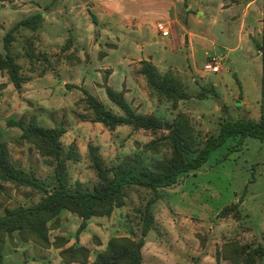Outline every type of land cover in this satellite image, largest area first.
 <instances>
[{
  "label": "rangeland",
  "instance_id": "obj_1",
  "mask_svg": "<svg viewBox=\"0 0 264 264\" xmlns=\"http://www.w3.org/2000/svg\"><path fill=\"white\" fill-rule=\"evenodd\" d=\"M93 1L16 0L0 3V39L2 32L5 35L21 20L43 10L47 14L38 32L22 29L12 48V53L24 66L23 73L31 76V84L17 90L9 77L0 72V140L7 143L12 159L19 167L34 172L42 180L52 177V168L32 146L16 142L22 131L8 128L9 119H23L28 123L35 117L48 128L61 124L67 127L68 132L63 138L65 151L76 140L80 154L79 161L69 165L72 186L76 181H81L91 189L95 183V173L88 158V145L92 142L101 147L100 153L107 162L125 161L140 154L136 142L146 144L151 141L154 138L152 132H133L126 127L118 133H108L102 124L89 121L91 113L85 110L83 103L78 102L84 98L82 90L85 89L100 101L110 104L102 87L110 71L102 68L107 66L116 71L117 75L110 85L112 89L120 91L126 63L148 55L155 61L162 59L159 65L161 69L177 74L191 98L180 102L179 108L174 109L171 103L160 100L148 85L143 86L145 83L138 82L137 88L143 99L136 98L133 93L129 97L133 102L144 100L146 104H141L139 109L147 112L145 114H155L164 121L172 122L177 113H186L192 118L197 132H200L201 142L211 135H217L226 120L260 119L261 58L245 73L244 68L238 69L222 61L223 71L219 74L184 75L182 73L185 71L201 69L202 53L198 55L200 65L196 67L192 65V60H188L189 50L186 46L170 44L168 39L158 35L143 38L130 30H124L123 36L114 31L115 36L120 37L118 47L114 48L116 39L104 42L107 39L101 35L103 26L99 21L95 24L90 16L89 7L95 4ZM55 10V13H51ZM92 24L97 30L94 44L84 40L86 35L78 41L75 30L86 34ZM114 26L111 23V27ZM39 30H53L48 31L50 43L47 38L43 40ZM71 36L75 38L77 49L64 53L61 47ZM100 41L106 43V47L103 45L98 49L96 44ZM29 42L33 44L30 48ZM32 48L36 56L34 63H30L25 54L26 50ZM106 49H109V54L105 57ZM4 52L1 41L0 53ZM70 54H75L80 62L68 60ZM136 65L141 66V62L133 64ZM43 70L46 73H42ZM138 70L136 74L140 76ZM43 77L45 79L38 84V79ZM56 79L58 86L54 85ZM63 81L76 87H64ZM213 86V92H206L204 99L199 97L203 88ZM48 94V99L44 98ZM43 100L54 112L39 108ZM218 100L224 102L222 106H218ZM113 108V111L120 112L116 106L113 105ZM142 157L144 161L156 160L152 155ZM163 193L164 198L154 207L157 223L143 249L144 264H232L218 257L220 247L226 241L239 240L252 246L264 244V143L260 140L249 137L239 145L238 138L229 139L211 154L203 170L187 175L180 186L166 189ZM150 196L145 190L141 195H133L128 206L115 209L110 217L97 221L94 227L99 231L83 232L78 240L75 233L82 219L64 210L60 215V226L51 231V239L69 237L68 246L80 244L89 248L92 263L100 250L97 240L103 243L113 236H130V220L134 216L132 210L142 202L146 203ZM40 198L38 192L0 184V216L20 204L31 205ZM232 203L240 205V221L235 217L220 216V211ZM47 250L33 242L25 243L14 234L13 243L8 240L5 246V264H63L59 250ZM257 264H264V260Z\"/></svg>",
  "mask_w": 264,
  "mask_h": 264
},
{
  "label": "trees",
  "instance_id": "obj_2",
  "mask_svg": "<svg viewBox=\"0 0 264 264\" xmlns=\"http://www.w3.org/2000/svg\"><path fill=\"white\" fill-rule=\"evenodd\" d=\"M14 1L16 0H0V3ZM261 1L264 13V0ZM45 13L43 10L21 20L3 37L5 52L0 53V72L9 77L17 90L27 84L30 77L24 75V66L12 53L13 45L22 29L37 32L44 23ZM92 17L96 24V18ZM32 46L29 42L28 47ZM258 48L261 52L263 71L260 119L226 120L217 135H211L203 142L200 141L201 134L195 129L188 114L179 112L172 122H167L155 114L140 113L127 100L125 90L116 91L109 86L108 77H105L102 87L109 101L120 113L114 112L83 89L84 98L78 104L83 103L85 110L91 113L90 122L100 123L109 131L128 126L135 132L144 130L154 135L146 144L136 142L140 154L125 161L107 162L100 149L90 143L88 158L95 173V183L91 189L86 188L81 181H76L73 186L70 184L69 165L71 162H78L80 154L76 142H72L68 151H65L63 138L67 128L64 124L48 128L41 125L35 117L28 123L23 119H9L8 128H19L22 131L16 142L32 146L52 168V177L42 180L34 172L19 167L13 161L7 143L0 140V184H9L16 189H28L41 195V198L31 205L20 204L0 216V264H5V246L8 240L13 243L14 234L25 243L33 242L44 249L59 250L63 264H144L143 249L149 233L156 227L154 207L164 198L163 191L180 186L187 175L203 170L211 154L231 138H238L239 145L249 137L264 143V14L262 41ZM73 49L76 50L77 47L75 38L71 36L61 47V51L65 53ZM25 54L30 63L35 62L33 48L26 50ZM67 59L80 62L75 54L68 55ZM42 73L46 71L43 70ZM138 73L145 77L148 87L158 98L171 103L174 109L179 108L180 102L191 98L177 74H162L150 61L143 60ZM66 85L68 88L76 87ZM213 90L214 87H205L199 97L204 99L206 92L211 93ZM168 125L172 128L169 129ZM147 155L154 156L156 160L144 161L142 156ZM144 190L151 196L146 203L142 202L132 210L134 216L130 220V236L111 237L104 251L98 253L92 263L89 248L79 244L68 246L69 237L58 236L52 241L51 231L60 226V215L64 210L82 219L75 233L78 240L91 218L110 217L115 209L128 206L133 195H141ZM220 216H231L240 221V205L232 203L225 206L220 211ZM97 245H102L99 240ZM218 257L232 264H257L264 260V244L252 246L239 240L226 241L220 247Z\"/></svg>",
  "mask_w": 264,
  "mask_h": 264
},
{
  "label": "crops",
  "instance_id": "obj_3",
  "mask_svg": "<svg viewBox=\"0 0 264 264\" xmlns=\"http://www.w3.org/2000/svg\"><path fill=\"white\" fill-rule=\"evenodd\" d=\"M93 2L95 4L92 3L91 7H89L90 16H94L99 21V24L103 26L101 35L103 39H107L104 42L116 39V46L114 48L118 47L120 40L119 35L115 36L114 31L116 30L118 34L123 36L124 30H130V32L132 31L143 38H148L150 35H158L162 39H168L170 44L180 43L186 46L189 50L188 60H192V65L196 67L200 65L198 55L202 53L204 58L200 65L201 69L196 71L195 68L197 74L192 70L183 72L182 74L184 75L189 76L194 74L200 76L204 63L213 56L222 59L227 64L236 66L238 69L244 68V73L261 58V52L258 48L262 41L263 30L264 13L263 2L261 0H128L126 3L125 0H94ZM56 11H52L51 13H55ZM45 18H47V14ZM160 22L171 25L170 37L165 38L161 35L158 28ZM111 23L115 24V26L111 27ZM95 29V26L92 24L86 34L80 30H75L74 35L78 41H81L86 35L87 38L85 37L84 40H87L90 44H94L97 32ZM39 31H41L40 34L43 40L46 41L47 38L48 43H50L48 31L52 32L53 30ZM3 37L4 33L2 32L0 43L1 41L3 42ZM104 42L100 41L96 44L98 49L103 45L106 47V43ZM114 48H110V50ZM108 50H105V57L109 54ZM221 51L223 54H219ZM143 60L152 62L162 74L166 73L159 66L162 63V59L155 61L152 56L148 55L147 57L128 61L125 67H123L122 87L119 90H125L127 100L140 113H147L139 109L141 104H146L144 100L133 102L129 97L133 93L136 98L143 99L137 85L139 82L140 84L145 83L142 85L146 86V79L144 76L136 74V69H139L140 65L133 66L134 63L142 62ZM102 69L111 72L108 77V84L111 86L110 84H112L115 75H117L116 71L107 66H104ZM28 77H30V81L23 88H26V85L32 82L31 76ZM43 79L45 78H39L38 84H41ZM58 83L56 79L54 85L58 86ZM66 84H68L67 81H63L62 85L64 87ZM49 96L48 94L44 98ZM104 104L114 110L112 103L106 102ZM39 108L43 111L54 112V109H50L44 100L40 103ZM114 112L120 113L119 111ZM126 127L128 126L119 127L116 131H109L105 127L104 129L108 133H118L120 129ZM129 128L131 129L130 131H133L131 127ZM73 142H76V140ZM92 144L101 148L96 142H92ZM104 218H91L84 234L90 231H99L97 230L99 228L94 227V225L98 220H103ZM108 241L101 243L102 245L99 247L98 253L104 251ZM47 251H50V249Z\"/></svg>",
  "mask_w": 264,
  "mask_h": 264
},
{
  "label": "built area",
  "instance_id": "obj_4",
  "mask_svg": "<svg viewBox=\"0 0 264 264\" xmlns=\"http://www.w3.org/2000/svg\"><path fill=\"white\" fill-rule=\"evenodd\" d=\"M159 32L165 38L171 35V25L169 23H159ZM222 72V59L217 57H210L207 62L204 63L202 67V73L204 74H219Z\"/></svg>",
  "mask_w": 264,
  "mask_h": 264
},
{
  "label": "water",
  "instance_id": "obj_5",
  "mask_svg": "<svg viewBox=\"0 0 264 264\" xmlns=\"http://www.w3.org/2000/svg\"><path fill=\"white\" fill-rule=\"evenodd\" d=\"M224 102L223 101H221V100H218V106H222V104H223ZM169 129H171L172 127L171 126H167Z\"/></svg>",
  "mask_w": 264,
  "mask_h": 264
}]
</instances>
